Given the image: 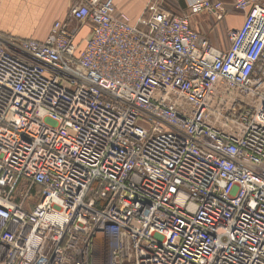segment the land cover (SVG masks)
Instances as JSON below:
<instances>
[{"label":"built area","instance_id":"built-area-1","mask_svg":"<svg viewBox=\"0 0 264 264\" xmlns=\"http://www.w3.org/2000/svg\"><path fill=\"white\" fill-rule=\"evenodd\" d=\"M234 3L228 49L211 0L0 34V264H264V0Z\"/></svg>","mask_w":264,"mask_h":264},{"label":"crops","instance_id":"crops-1","mask_svg":"<svg viewBox=\"0 0 264 264\" xmlns=\"http://www.w3.org/2000/svg\"><path fill=\"white\" fill-rule=\"evenodd\" d=\"M75 0H0V34L17 39L44 40L56 20L68 17L71 4ZM117 7L130 16L133 22L139 24L150 0H114ZM173 1V0H169ZM184 4L180 9L168 7L174 13L190 14L194 0H179ZM215 11L202 10L191 14V23L201 33L209 35L211 43L228 49L230 39H221L231 29L239 28L244 16L235 9L234 0H211ZM167 5V4H166ZM222 14L218 20L216 15ZM91 24L81 26L77 41L80 46L90 34Z\"/></svg>","mask_w":264,"mask_h":264},{"label":"rangeland","instance_id":"rangeland-1","mask_svg":"<svg viewBox=\"0 0 264 264\" xmlns=\"http://www.w3.org/2000/svg\"><path fill=\"white\" fill-rule=\"evenodd\" d=\"M167 4V5H166ZM184 4H182V2L181 1H179V0H173V1H169V0H150V3L148 4V6L146 7V9H145V11H144V13H143V16H142V18L143 19H147L148 17H149V15H150V12H151V9H150V7L151 6H153V8H160V7H163V6H166V7H173V8H175V9H180L182 6H183ZM221 15L222 14H219V16L218 15H216V17L218 18V20H220V19H222V17H221ZM139 25L140 26H144V24L143 23H139ZM199 32H200V30H198ZM201 33V32H200ZM201 35L202 36H204V37H206L208 40H210V38H209V35H207V34H203V33H201ZM220 38L221 39H224V40H226V39H228L229 38V31H228V33H227V35L226 36H224V37H222V36H220ZM210 42H211V40H210ZM36 202L34 201V202H31V206H33L34 204H35Z\"/></svg>","mask_w":264,"mask_h":264}]
</instances>
